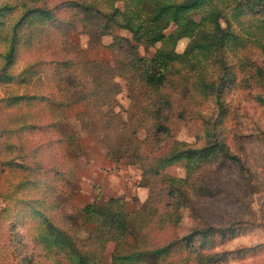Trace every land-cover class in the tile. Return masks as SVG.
<instances>
[{
    "label": "rangeland",
    "instance_id": "1",
    "mask_svg": "<svg viewBox=\"0 0 264 264\" xmlns=\"http://www.w3.org/2000/svg\"><path fill=\"white\" fill-rule=\"evenodd\" d=\"M24 1H27L25 6L31 8L45 4L53 8L56 15L31 40H28V28L25 26L14 35L13 25L21 15ZM67 1L70 0H0V9L5 10L0 13V264H70L66 251L59 253L56 246L45 249L42 235L45 229L47 234L49 232L48 222L68 232L77 242L87 239L96 223L86 222L82 213L84 206L94 201L106 204L110 198H122L124 208L131 213L144 207L143 217L131 220L134 230L143 232L145 221L153 216L150 224L160 225L165 234L158 238L150 233V245L164 243L165 238L179 240L193 228L210 226L214 233L210 235L208 248L213 246L205 254L218 253L221 258L215 257L207 264H264V77L256 78L251 69L243 66L255 65L264 71V49L260 44L241 47L239 57L244 64H240L241 61L238 62L233 55L228 57L231 74L222 94V100L229 109L227 114H220L219 104L213 98L199 106L192 84L179 73L173 76L175 88L170 90L173 104L172 117L168 122L170 132L165 141L159 145L155 142V147L165 145L166 148L174 140L200 146L207 140L209 128L214 135L227 137L232 153L242 159V165L218 157L198 168L189 179L190 206H185L186 198L182 200L180 220L170 222L162 215L166 200L160 194L153 195V205L145 204L152 190L145 186L140 166L135 163L139 149L134 157H123L115 163L118 173L110 174L112 169L104 168L103 181H85L91 176L85 166L90 163L95 150L106 153L117 146L119 155L124 139L132 140L137 147L148 136L149 121L141 113L142 92H132L125 78H115L112 81L115 85L110 83L107 89L121 90L116 95L118 105L114 110L127 124V132H116L109 125H100L105 136L96 138L92 131L82 126L84 118L77 116L86 108L84 102L63 108L60 114L65 113L68 118L57 128L59 133L77 132L80 140L58 138L61 142L56 146L59 135L52 136L53 128L40 132L28 128L26 120L21 123L22 112L31 111L32 115H40L39 118L45 120L41 124L45 127L49 122L46 117L51 113L47 107L45 114L41 113L42 106L36 102L32 107H26L28 100L19 98L27 90L40 88V84L23 85L20 82L18 75L25 69L34 68L37 71L35 79L45 70L49 73L47 80L57 88L68 85L70 76L83 73L86 61L107 62L92 64L89 69L101 67L102 71H108L107 79L113 74L109 71L115 56L110 47L113 35H126L128 32L111 26L113 35L102 36L99 31L106 27L107 22L97 17L83 20V13L72 10ZM75 1L89 4L91 0ZM262 14L264 17V7ZM194 16L199 18L197 14ZM255 17L260 16L250 13L246 19L250 21ZM82 22H88L90 26L83 28ZM221 24L227 28L224 19H221ZM14 39V57L10 60V46ZM188 43V39L181 40L177 50L183 52ZM139 50L147 55L155 51L143 45ZM64 59L69 60L66 66L57 67L53 62ZM72 63L82 67H73ZM61 77L63 83H58ZM82 79L85 80L84 77ZM78 96H73V99ZM108 110L110 112L105 115L113 124L116 120L110 105L104 113ZM51 115L52 118L61 117L59 113ZM87 115L90 119L98 117L97 109L89 107ZM108 129L111 135L113 132L116 135L109 136ZM135 133L136 136L133 135ZM166 172L176 177L187 176L181 163L167 167ZM158 187L159 184L153 191L156 192ZM156 207L160 210L157 211ZM164 220L168 221L166 225ZM221 228H226L223 234L218 232ZM127 242L134 243L129 239ZM115 246L114 240L109 242L103 252V262H110Z\"/></svg>",
    "mask_w": 264,
    "mask_h": 264
},
{
    "label": "trees",
    "instance_id": "2",
    "mask_svg": "<svg viewBox=\"0 0 264 264\" xmlns=\"http://www.w3.org/2000/svg\"><path fill=\"white\" fill-rule=\"evenodd\" d=\"M26 3L27 1H24V8L21 10V15L15 19L17 21L13 29L16 35L17 30L25 26L28 28V40H31L41 27L49 25L48 23H51L56 15L53 8L45 4L31 8L25 6ZM101 4H104L103 9L100 7ZM67 6L83 13L85 16L83 20L94 17L105 20L106 27H101L99 31L102 36L113 35V27L128 32L126 35H113V43L110 47L115 56L114 64L110 65L109 69L113 74L107 79L105 76L109 73L102 71L101 67L89 69L92 64H108L107 62L86 61V70L83 73H77L75 77L70 76L68 85L57 88V85L47 80L46 76H49V73L45 70L38 73L35 79L37 71L34 68L25 69L18 75L20 82L23 85L40 84V88L34 91L27 90L19 98L28 100L26 107H32L37 103L40 107L42 106L41 113L45 114L47 107L48 111L52 114L59 113V116L63 108L84 102L86 110L77 113V116H82L85 120L82 121V126L92 131L96 138H103L105 132L99 127L100 125H109V128H113L116 132L128 131L127 124L118 118L119 112L114 110V106L118 105L116 95L121 90L119 91L117 87L116 91L107 89L110 83L115 85V82H112L115 78H125L132 92H142L141 113L143 118L149 121L150 130L147 128L148 136L139 142L141 145L136 147L132 140L124 139L123 146L121 145L123 149L119 155L117 146L111 147L106 155L111 161L118 163L123 157H134L139 149L135 163L140 166L143 178L146 180L145 186L152 190L145 202L150 204L146 206L151 203L153 205V195L160 194L166 200L162 215L166 220L177 223L180 220L182 200L186 198L185 206H190L189 179L198 168L218 157L231 160L238 165H242V159L232 153L226 136L214 135L215 133L209 128L206 131L207 140L200 146L174 140L166 148L165 145L155 147V142L159 145L165 141L166 135L170 132L168 122L172 117L173 109L170 90L175 88L173 76L179 73L192 84V90L198 96L194 95L199 106H203L202 103L213 98L219 104L220 114H227L229 109L222 100V94L231 74L228 57L233 55L240 62L241 47L246 45L260 44L264 49L262 14L264 0H219V2L213 0H91L89 4L70 0L67 1ZM12 10L13 8L10 7V11ZM3 11L5 10L1 8L0 13ZM250 13L259 14L260 17L249 21L246 16ZM195 14L199 18L194 16ZM221 19L225 20L226 29L221 24ZM89 26L88 22H82L83 28ZM183 39H188L189 43L183 52H179L177 46ZM15 43L16 39L10 46V60L14 57ZM141 45L149 49L153 48L154 53L141 54L139 50ZM53 62L57 67H61L66 66L69 60ZM240 64H244L243 61ZM72 65L82 67L81 64L72 63ZM243 66L245 69H251L256 78L264 77L262 68L255 65L250 67L247 64ZM11 78V76L8 77L9 80ZM76 80H78L77 84ZM58 83H63L62 77ZM47 89L49 91L46 92ZM73 96L78 97L73 99ZM259 98L263 99L262 95H259ZM109 105L113 109L112 115L116 120L113 124L108 115H105L110 111L104 113ZM89 107L97 109L98 117L92 116L91 119L88 117ZM51 113L46 117L49 122L45 127L41 125L45 120L40 119V115H32L31 111L22 112L21 123L26 120L28 128L37 129L40 132L53 128L52 136L59 135L56 146L62 138L80 140L77 132L59 133L57 130L67 120L68 115L64 113L60 119H57L52 118ZM110 131L109 129L106 131L109 136L116 135V132L111 135ZM133 135L136 136V133ZM14 147L17 148V145L15 144ZM62 158L65 157L62 156ZM177 163L185 167L186 177L171 176L166 172L167 167ZM158 184V190L153 191ZM143 209L144 207L136 212H129L124 208L122 198H110L106 204L94 201L85 205L82 210L86 222L96 223L95 229L87 239L77 242L68 232L48 222L49 232L47 234L45 229L42 241L46 244L45 249L56 246L55 249L60 250L59 253L66 251L70 264H193L194 262L207 264L209 260L220 257L218 253L205 254L213 246L208 248L210 235L214 233L210 226L206 229L193 228L179 240L165 238L164 243L150 245V233L156 234L158 238H162L165 233L160 225L150 224L153 216L145 221L143 232L132 228L131 220L143 217ZM156 210L159 211V207H156ZM166 220L163 221L164 225L168 223ZM220 230L218 232L223 234L222 231L226 228ZM128 239L133 240L134 243H128ZM112 240L116 242V246L111 252L110 262L105 263L103 252Z\"/></svg>",
    "mask_w": 264,
    "mask_h": 264
},
{
    "label": "crops",
    "instance_id": "3",
    "mask_svg": "<svg viewBox=\"0 0 264 264\" xmlns=\"http://www.w3.org/2000/svg\"><path fill=\"white\" fill-rule=\"evenodd\" d=\"M94 153L95 154L93 155V158L90 159V163L85 166L87 173L91 175L88 177V179L86 178L87 180L85 181L88 183L103 181L105 179L104 175L102 174V172H104V168L112 169L109 172L110 174L115 172L118 173L116 164L107 157L106 153L97 150H95Z\"/></svg>",
    "mask_w": 264,
    "mask_h": 264
}]
</instances>
